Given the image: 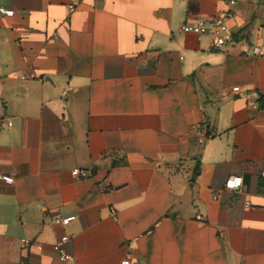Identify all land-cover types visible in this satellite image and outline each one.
I'll return each instance as SVG.
<instances>
[{"label":"crops","instance_id":"obj_1","mask_svg":"<svg viewBox=\"0 0 264 264\" xmlns=\"http://www.w3.org/2000/svg\"><path fill=\"white\" fill-rule=\"evenodd\" d=\"M226 1L0 0V264H264V0L180 30Z\"/></svg>","mask_w":264,"mask_h":264},{"label":"built area","instance_id":"obj_2","mask_svg":"<svg viewBox=\"0 0 264 264\" xmlns=\"http://www.w3.org/2000/svg\"><path fill=\"white\" fill-rule=\"evenodd\" d=\"M227 7L222 10L219 15L212 18L198 17L194 21L185 22L181 25L180 30L183 32H193L199 35H206L210 40V44L213 48H221L226 45L228 42L233 41L234 34L229 29L227 22L233 18L234 4L235 0H227ZM0 13L5 15H12L14 13L13 9L5 8L0 6ZM252 53L255 55H264V45L255 44L251 49ZM0 64V72H1ZM234 90H237L238 87H233ZM1 125V117H0ZM72 173L77 175L80 171L76 168L73 169ZM261 177H264V170L260 172ZM0 179L5 182L11 183L13 177L0 172ZM242 186V177L237 175H230L225 179L224 188L228 190H234ZM73 218V215L66 216H56L52 218V222L56 224L65 225L68 224ZM69 235L63 234L58 241L54 244V250L58 254L61 260H69L71 258L70 253L65 248V242L68 240ZM24 242V240H22ZM129 259L124 258L120 261V264H129ZM34 264V263H29Z\"/></svg>","mask_w":264,"mask_h":264},{"label":"trees","instance_id":"obj_3","mask_svg":"<svg viewBox=\"0 0 264 264\" xmlns=\"http://www.w3.org/2000/svg\"><path fill=\"white\" fill-rule=\"evenodd\" d=\"M259 106L264 107V96L259 98Z\"/></svg>","mask_w":264,"mask_h":264}]
</instances>
